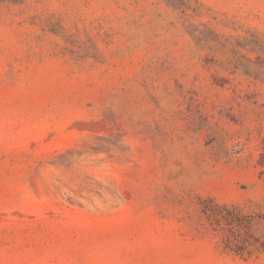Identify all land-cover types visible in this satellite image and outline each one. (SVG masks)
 Masks as SVG:
<instances>
[{"label": "rangeland", "instance_id": "1", "mask_svg": "<svg viewBox=\"0 0 264 264\" xmlns=\"http://www.w3.org/2000/svg\"><path fill=\"white\" fill-rule=\"evenodd\" d=\"M0 264H264V0H0Z\"/></svg>", "mask_w": 264, "mask_h": 264}]
</instances>
